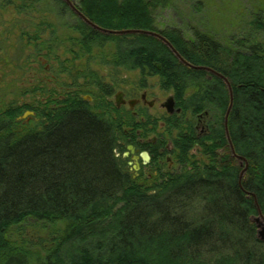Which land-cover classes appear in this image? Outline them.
<instances>
[{
	"label": "trees",
	"instance_id": "16d2710c",
	"mask_svg": "<svg viewBox=\"0 0 264 264\" xmlns=\"http://www.w3.org/2000/svg\"><path fill=\"white\" fill-rule=\"evenodd\" d=\"M70 1L97 29L63 0H0L7 24L21 27L23 66L37 57L75 61L111 45V66L138 73L142 88L155 79L181 109L165 126L181 131L172 154L182 171L151 184L128 175L117 144L128 116L109 101L102 75L93 103L72 83L30 127L16 122L22 111L1 110L0 264H264L252 221L254 199L264 217V0H246L239 32L224 42L210 23L188 36L158 30L155 17L171 0ZM192 1L200 13L202 0ZM122 31L158 34L187 65L216 75L182 64L152 36L108 33ZM203 112L211 130L197 157L192 127Z\"/></svg>",
	"mask_w": 264,
	"mask_h": 264
},
{
	"label": "flooded vegetation",
	"instance_id": "af4514ba",
	"mask_svg": "<svg viewBox=\"0 0 264 264\" xmlns=\"http://www.w3.org/2000/svg\"><path fill=\"white\" fill-rule=\"evenodd\" d=\"M72 4L75 7V2L72 1ZM5 13L6 10H0V91L8 96L19 97L15 107H8L13 111H22L16 117V122H27L28 119L37 122V117L44 111L57 109L58 103L64 101L70 93L71 61H68L69 57L57 59L37 57L23 66L22 40L19 32L21 27L8 25ZM57 61L58 63H55ZM61 61L63 66L59 65ZM104 77L102 75V78ZM80 79L79 84L83 86L84 81ZM139 89L143 92L138 99L127 100L123 92H116L113 102L111 100L113 92L110 89L109 101L116 110H121L128 116L127 127L123 129L124 136L117 140L118 145H123L121 157L126 161L128 175L132 179L146 178L145 183L151 184L155 180L156 183L161 181L168 173L182 171L181 165H178L172 154L173 136L175 135L176 138L181 131H170L169 134L165 126L168 118H180L182 111L177 107L174 97L170 93L161 91L159 87L158 92L163 97L153 99H147L145 92L147 85L146 88L139 87ZM81 97L88 104L93 102V100L92 102L84 100L83 94ZM130 101L132 108L128 105ZM168 101L172 102L170 112L165 107ZM152 109H156L159 114L151 115ZM26 113L32 115L21 120ZM186 115L189 121L190 113H185ZM211 122L207 112L195 116L192 130L196 135L197 143L193 145L191 155L199 156L198 144L204 143L209 138Z\"/></svg>",
	"mask_w": 264,
	"mask_h": 264
},
{
	"label": "rangeland",
	"instance_id": "374dc122",
	"mask_svg": "<svg viewBox=\"0 0 264 264\" xmlns=\"http://www.w3.org/2000/svg\"><path fill=\"white\" fill-rule=\"evenodd\" d=\"M202 2L203 10L197 13L193 8L194 1L171 0V7L159 12L155 17L157 29H177L188 36L190 29L195 28L196 25L200 26V24L203 25L204 23L209 26L211 24L214 27L213 29H215V32H213L215 37L222 40V42L227 40L229 34L239 32L240 25L244 22L241 9L242 7H248L246 0H202ZM93 48L91 54L77 57V60L73 62V56H64L69 57L68 61H71L69 65L71 67L70 85L72 83L73 85L79 84V79L81 78L80 80L84 81L83 88L88 91V93L83 94V99L92 102V94L98 90L96 82L93 80L103 75L105 77L100 80L104 84L105 89L112 90V102L116 92H123L127 100L138 99L143 92L139 89L141 83L139 74L124 72L111 66V53L113 52L111 45H106L102 50ZM62 62L61 66H63ZM145 85H147V91H145L147 99L163 97L158 92V85L155 79L148 78L145 81ZM18 99V96H8L0 91V111L10 106L15 107ZM150 114L157 115L159 112L156 109H152ZM28 116L30 115L23 116L21 120L28 118ZM31 123L32 121L28 119L27 122H22V126L30 127ZM26 232L28 238L36 235H32L30 230ZM16 234H19V230L13 231V240L17 239ZM40 236H45V234H40Z\"/></svg>",
	"mask_w": 264,
	"mask_h": 264
},
{
	"label": "water",
	"instance_id": "95a60500",
	"mask_svg": "<svg viewBox=\"0 0 264 264\" xmlns=\"http://www.w3.org/2000/svg\"><path fill=\"white\" fill-rule=\"evenodd\" d=\"M74 12V14H76L84 23H86L88 26L97 29L92 23H90L89 21H87L74 7V5L72 4V2L70 0H63ZM110 34H114V35H122V34H141V35H148V36H152L154 38H157L159 40H161L170 50L171 52L175 55V57L184 65L192 68V69H196V70H202V71H206V72H210L212 74H215L214 72H212L209 69L206 68H194L191 67L189 65H187L182 59H180V57L178 56V54L175 52V50L171 47V45L165 40L163 39L161 36H159L158 34L152 33V32H138V31H122V32H108ZM216 75V74H215ZM219 78L222 79L221 76L217 75ZM227 89H228V93H229V104H228V108L225 112L224 115V119H223V126H224V131H225V135L226 138L228 140L229 146L231 148V151L233 153V149L229 140V135H228V130H227V120H228V116L232 107V101H233V97H232V91L230 88V85L228 84V82L226 80H224ZM120 96V95H119ZM143 100V99H142ZM128 105L132 108V101L128 102ZM166 109L168 112H170V109L172 108V102L168 101L166 104ZM25 115H32L31 113H26ZM24 115V116H25ZM234 154V153H233ZM246 167L244 168V170L240 173L239 175V180L242 178L244 172H245ZM255 200V204H256V210H257V216L252 220L253 223L256 226V238L259 242L264 243V217L261 214V211L257 205L256 199Z\"/></svg>",
	"mask_w": 264,
	"mask_h": 264
}]
</instances>
